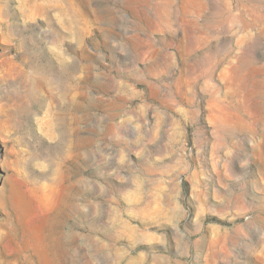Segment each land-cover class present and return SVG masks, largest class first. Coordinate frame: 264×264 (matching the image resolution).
I'll return each mask as SVG.
<instances>
[{"label":"rangeland","instance_id":"rangeland-1","mask_svg":"<svg viewBox=\"0 0 264 264\" xmlns=\"http://www.w3.org/2000/svg\"><path fill=\"white\" fill-rule=\"evenodd\" d=\"M0 264H264V0H0Z\"/></svg>","mask_w":264,"mask_h":264}]
</instances>
